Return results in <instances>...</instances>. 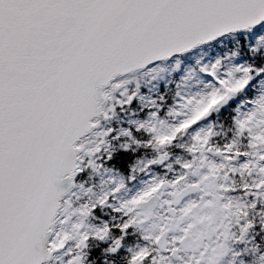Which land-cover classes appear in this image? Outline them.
Instances as JSON below:
<instances>
[{
    "label": "snow or ice",
    "instance_id": "1",
    "mask_svg": "<svg viewBox=\"0 0 264 264\" xmlns=\"http://www.w3.org/2000/svg\"><path fill=\"white\" fill-rule=\"evenodd\" d=\"M0 264H264V0H0Z\"/></svg>",
    "mask_w": 264,
    "mask_h": 264
}]
</instances>
